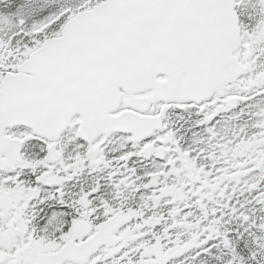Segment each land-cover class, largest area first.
<instances>
[{
    "label": "snow or ice",
    "instance_id": "6c2138e0",
    "mask_svg": "<svg viewBox=\"0 0 264 264\" xmlns=\"http://www.w3.org/2000/svg\"><path fill=\"white\" fill-rule=\"evenodd\" d=\"M0 264H264V0H0Z\"/></svg>",
    "mask_w": 264,
    "mask_h": 264
}]
</instances>
